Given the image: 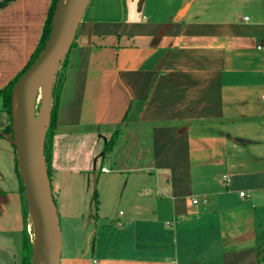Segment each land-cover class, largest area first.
<instances>
[{
  "label": "crops",
  "instance_id": "crops-1",
  "mask_svg": "<svg viewBox=\"0 0 264 264\" xmlns=\"http://www.w3.org/2000/svg\"><path fill=\"white\" fill-rule=\"evenodd\" d=\"M50 2L0 8V89ZM263 94L264 0H88L51 141L60 264H263ZM9 124L0 100L1 251L28 225Z\"/></svg>",
  "mask_w": 264,
  "mask_h": 264
},
{
  "label": "water",
  "instance_id": "water-1",
  "mask_svg": "<svg viewBox=\"0 0 264 264\" xmlns=\"http://www.w3.org/2000/svg\"><path fill=\"white\" fill-rule=\"evenodd\" d=\"M87 3L88 0L57 1L47 43L12 92L10 143L15 150L29 216L31 207L45 239L44 264H60L61 251L59 218L44 157L51 90L54 74L74 38ZM42 76L47 81L36 112ZM31 264H36L33 253Z\"/></svg>",
  "mask_w": 264,
  "mask_h": 264
},
{
  "label": "trees",
  "instance_id": "trees-1",
  "mask_svg": "<svg viewBox=\"0 0 264 264\" xmlns=\"http://www.w3.org/2000/svg\"><path fill=\"white\" fill-rule=\"evenodd\" d=\"M11 1L12 0H1L0 8L4 7ZM57 1L58 0H51L50 2L39 40L33 52L31 53L26 65L11 81H9L2 89H0V100L2 103V108L7 113L10 119V124L4 129V132L9 133L10 135L12 133L11 132V113H12L11 106H12L13 89L15 85L18 83L23 73L32 65V63L36 60V58L38 57V55L40 54V52L46 45L49 34H50L53 15H54ZM72 45H73V40L70 43V46L68 50L66 51L62 62L60 63V66H61L60 71H56L54 74V81H53L52 90H51L49 119H48V125H47V129L45 133V144H44V157L46 161V167H47V173H48L49 180H50L49 161H50V156H51V141H52V137H53L54 130H55V119H56V111L58 107L59 92H60V88H61V84L63 81L64 72L66 68L68 51L72 47ZM115 138H116V132H114L112 136L110 137V139L104 144L102 148V155H105L112 149ZM15 164L17 166L16 156H15ZM18 179L20 182V189H21V193L23 197V217L25 221V218L29 217V212H28L27 204H26L25 197H24L25 196L24 188H23L19 175H18ZM21 250H22L21 264H30V260L32 256V246H31L29 235L26 231V227L24 228L22 232ZM262 261H264V259Z\"/></svg>",
  "mask_w": 264,
  "mask_h": 264
},
{
  "label": "rangeland",
  "instance_id": "rangeland-1",
  "mask_svg": "<svg viewBox=\"0 0 264 264\" xmlns=\"http://www.w3.org/2000/svg\"><path fill=\"white\" fill-rule=\"evenodd\" d=\"M60 69L61 66L59 65L56 71H60ZM38 107H39V102H36V112L38 111ZM3 117L7 118V116H3ZM109 139L110 137L108 138V140ZM88 183H89L88 190L83 192V194L80 196V199H81V204L83 205L82 210L86 217L85 219H88V221L91 223L89 225V229L94 230V225H93L94 218L92 217L89 218V216L87 215L89 214V211H92L93 213V196L95 193H97V187H96V183L92 178L89 179ZM26 231L31 241L32 253H33L35 232L30 216L28 217V225L26 227ZM91 241H93V235L91 237ZM21 242L22 239L21 241H19L18 238H14V237L11 238V243L8 244V246H6L8 248L6 250H2V251L0 250V264H21V258H22ZM31 261H32V256H31L30 264Z\"/></svg>",
  "mask_w": 264,
  "mask_h": 264
},
{
  "label": "bare ground",
  "instance_id": "bare-ground-1",
  "mask_svg": "<svg viewBox=\"0 0 264 264\" xmlns=\"http://www.w3.org/2000/svg\"><path fill=\"white\" fill-rule=\"evenodd\" d=\"M46 81H47V78L42 76L40 83H39L38 96H37L36 102H40V99L44 94L45 87H46ZM17 89L18 88L16 87L14 90V97H16ZM30 215H31V219H32L33 227H34V232H35L33 255L35 257L36 264H44V254H45L46 243H45V239L42 234L41 228L39 226V223L31 207H30Z\"/></svg>",
  "mask_w": 264,
  "mask_h": 264
},
{
  "label": "built area",
  "instance_id": "built-area-1",
  "mask_svg": "<svg viewBox=\"0 0 264 264\" xmlns=\"http://www.w3.org/2000/svg\"><path fill=\"white\" fill-rule=\"evenodd\" d=\"M261 98H262V100H264V94L261 96ZM101 171H106V169L105 168H102ZM192 202L193 203H196L197 201L196 200H193Z\"/></svg>",
  "mask_w": 264,
  "mask_h": 264
}]
</instances>
